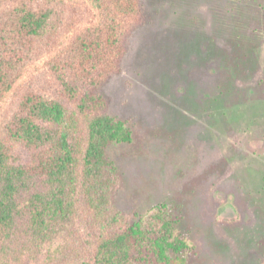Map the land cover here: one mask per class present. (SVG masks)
I'll use <instances>...</instances> for the list:
<instances>
[{
    "label": "rangeland",
    "instance_id": "rangeland-1",
    "mask_svg": "<svg viewBox=\"0 0 264 264\" xmlns=\"http://www.w3.org/2000/svg\"><path fill=\"white\" fill-rule=\"evenodd\" d=\"M66 1L80 8L73 39L96 12L86 0ZM142 1L148 24L104 89L106 114L132 133L107 150L120 176L110 210L130 220L163 209L193 246L186 264H264V0ZM50 59L16 82L0 126L29 89L61 102ZM84 225L67 227L42 256L77 263L76 242L88 259L95 221Z\"/></svg>",
    "mask_w": 264,
    "mask_h": 264
},
{
    "label": "trees",
    "instance_id": "trees-1",
    "mask_svg": "<svg viewBox=\"0 0 264 264\" xmlns=\"http://www.w3.org/2000/svg\"><path fill=\"white\" fill-rule=\"evenodd\" d=\"M86 1L95 22L71 39L80 19L77 4L0 0V108L30 66L48 56L53 93L62 98L29 89L2 118L0 264H52L42 253L87 218L95 221L90 256L81 259L82 246L72 242L77 248L69 252L78 262L69 264H186L193 246L163 209L130 220L110 210L120 176L107 150L131 143L132 133L106 114L104 89L121 75L131 37L148 24L144 3Z\"/></svg>",
    "mask_w": 264,
    "mask_h": 264
}]
</instances>
